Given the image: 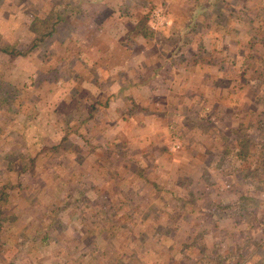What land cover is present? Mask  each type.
Listing matches in <instances>:
<instances>
[{"label": "rangeland", "instance_id": "rangeland-1", "mask_svg": "<svg viewBox=\"0 0 264 264\" xmlns=\"http://www.w3.org/2000/svg\"><path fill=\"white\" fill-rule=\"evenodd\" d=\"M4 46L0 264H264V0H0Z\"/></svg>", "mask_w": 264, "mask_h": 264}, {"label": "trees", "instance_id": "trees-1", "mask_svg": "<svg viewBox=\"0 0 264 264\" xmlns=\"http://www.w3.org/2000/svg\"><path fill=\"white\" fill-rule=\"evenodd\" d=\"M218 3L220 4L221 2ZM60 12L61 10H56L55 11L56 19L53 20L52 22L47 21L46 23L47 26L45 27L41 26V23L45 22L43 19L39 18L38 16H36L33 19L32 27H31V31H32L31 47L29 48V50L35 48L37 45L40 46L42 43L46 42L47 39H49L53 35V33L56 31V23L57 21H59L61 15H63V12H61L62 14ZM209 13L210 15L205 12L203 13V16L211 17L216 20L220 18L222 19L224 17L222 14L219 13V10L212 9L211 12ZM132 17L133 15L130 18L133 19ZM216 23H220V21ZM146 24L147 22L143 20L139 24L134 25L131 30V33L136 37L140 36L141 39H150L152 37V33L149 31V28L148 26H146ZM0 51L11 55H19V54L24 55L25 53V51H17L14 46L13 48H9L8 46L0 47Z\"/></svg>", "mask_w": 264, "mask_h": 264}, {"label": "crops", "instance_id": "crops-1", "mask_svg": "<svg viewBox=\"0 0 264 264\" xmlns=\"http://www.w3.org/2000/svg\"><path fill=\"white\" fill-rule=\"evenodd\" d=\"M124 1H125V0H124ZM133 13H136V11H134ZM133 13H132V14H133ZM165 13H166V12H165ZM128 15H130V14H128ZM133 15H136V14H133ZM166 18H167V20H166ZM170 18H171V17H170V15H169V13L167 12V14H165V20H166L167 24L172 23V21L170 20ZM146 21H147V20H146ZM167 26H168V25H167ZM168 27H169V26H168ZM170 28H171V27H170ZM170 28H169V29H170ZM172 29H173V30H171V33L176 32L175 29H177V28L172 27ZM135 37H136V36H135ZM145 40H149V39H140L139 42H140L141 44L139 43L140 45L137 44L136 46H137V47H139V46L141 47V46H142V42H141V41H143V42H145V43L148 42V41H145ZM143 45H144V44H143ZM127 63H128V62H127ZM125 71H126V70H125ZM126 75H127V74H126ZM145 78H147V77L142 78L141 81H140V83L145 82V80H146ZM140 86L142 87V89H145L146 83L141 84ZM142 89H140V90H142ZM142 91H145V90H142Z\"/></svg>", "mask_w": 264, "mask_h": 264}, {"label": "built area", "instance_id": "built-area-1", "mask_svg": "<svg viewBox=\"0 0 264 264\" xmlns=\"http://www.w3.org/2000/svg\"><path fill=\"white\" fill-rule=\"evenodd\" d=\"M164 10L161 8H156L152 14V17L154 18V20H156V22L160 25V24H164L167 23L165 20V12H163ZM165 13V14H164ZM161 19V21H160ZM167 19V18H166ZM163 21V22H162Z\"/></svg>", "mask_w": 264, "mask_h": 264}]
</instances>
